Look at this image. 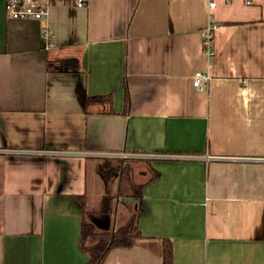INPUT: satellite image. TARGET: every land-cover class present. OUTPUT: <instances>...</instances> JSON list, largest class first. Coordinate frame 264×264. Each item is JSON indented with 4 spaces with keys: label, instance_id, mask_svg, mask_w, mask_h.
I'll use <instances>...</instances> for the list:
<instances>
[{
    "label": "crops",
    "instance_id": "1",
    "mask_svg": "<svg viewBox=\"0 0 264 264\" xmlns=\"http://www.w3.org/2000/svg\"><path fill=\"white\" fill-rule=\"evenodd\" d=\"M213 1L56 2L47 47L41 24L0 0V150L19 152L0 153V264H85L74 196L91 157L122 153L152 156L159 177L142 239L102 264H162L163 238L173 264H264V0ZM70 58L79 74L59 71ZM103 95L111 106L85 103Z\"/></svg>",
    "mask_w": 264,
    "mask_h": 264
},
{
    "label": "trees",
    "instance_id": "2",
    "mask_svg": "<svg viewBox=\"0 0 264 264\" xmlns=\"http://www.w3.org/2000/svg\"><path fill=\"white\" fill-rule=\"evenodd\" d=\"M60 72L79 74V65L74 59L58 61ZM127 98V94L125 93ZM85 103L112 105V96L86 97ZM94 172L108 189L109 184L116 180L117 189L113 195L115 200H125L126 214L120 223L108 228H99L94 220H103L108 216V210H86L84 193L74 196L81 209L77 248L86 256L85 264H102L110 250L115 248H131L142 239L138 221L140 204L144 188L159 177V172L151 167L152 158L140 157H93ZM143 173V180H136V174ZM104 196L109 207L110 199ZM117 203V202H116ZM162 264H173V250L169 239L163 238L161 243Z\"/></svg>",
    "mask_w": 264,
    "mask_h": 264
},
{
    "label": "built area",
    "instance_id": "3",
    "mask_svg": "<svg viewBox=\"0 0 264 264\" xmlns=\"http://www.w3.org/2000/svg\"><path fill=\"white\" fill-rule=\"evenodd\" d=\"M70 1L76 8H85L87 6V0H4V7L7 16L13 20H31L37 21L41 24L40 32L44 39L45 44L51 46L52 44V31L50 26L48 25V15L49 10L52 5L56 2H67ZM208 7L213 8L215 6V2L213 0H209ZM246 5L252 4V0H244ZM217 27V24L209 23V25L202 32V51L208 57H213L215 54L214 50V31ZM209 77L201 72H195L192 77V86L197 90H204L207 86ZM6 154H19V152L12 151H4ZM0 150V153H3ZM23 155H37L44 156L53 153H41V152H23L20 153ZM97 157V156H95ZM98 157H140L145 158L141 155L139 156H131L122 154H107V155H98ZM152 158V156H150ZM210 157H206L205 160H209Z\"/></svg>",
    "mask_w": 264,
    "mask_h": 264
},
{
    "label": "rangeland",
    "instance_id": "4",
    "mask_svg": "<svg viewBox=\"0 0 264 264\" xmlns=\"http://www.w3.org/2000/svg\"><path fill=\"white\" fill-rule=\"evenodd\" d=\"M93 157L89 160V174L87 177V187L89 191L87 192L86 197V210L89 211H100V210H108V216L106 218V222H109V225L112 227L114 225H117L122 221V217L124 214H126L127 210L124 204H127L125 200L120 201V203L117 205L116 200L113 199V195L117 189L116 186V180H113L112 183L109 184L108 189L104 187V184L100 180V178L97 177L94 170V160H92ZM143 173L136 174V180L139 182H142ZM102 195L107 196V199H110L109 201V207L107 206L108 200H102ZM117 213V214H116ZM95 223L98 220H94ZM97 225V224H96Z\"/></svg>",
    "mask_w": 264,
    "mask_h": 264
}]
</instances>
